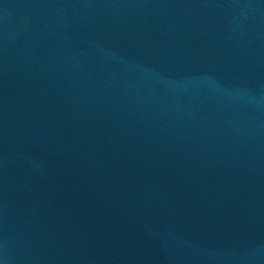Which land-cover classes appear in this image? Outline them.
<instances>
[{"label": "water", "instance_id": "95a60500", "mask_svg": "<svg viewBox=\"0 0 264 264\" xmlns=\"http://www.w3.org/2000/svg\"><path fill=\"white\" fill-rule=\"evenodd\" d=\"M0 264H264V0H0Z\"/></svg>", "mask_w": 264, "mask_h": 264}]
</instances>
